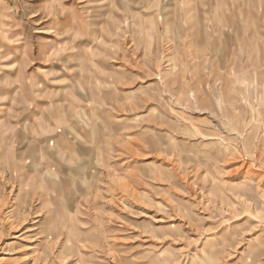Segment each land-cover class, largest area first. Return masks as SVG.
<instances>
[{
    "label": "rangeland",
    "instance_id": "rangeland-1",
    "mask_svg": "<svg viewBox=\"0 0 264 264\" xmlns=\"http://www.w3.org/2000/svg\"><path fill=\"white\" fill-rule=\"evenodd\" d=\"M0 105V264H264V0H0Z\"/></svg>",
    "mask_w": 264,
    "mask_h": 264
},
{
    "label": "crops",
    "instance_id": "crops-1",
    "mask_svg": "<svg viewBox=\"0 0 264 264\" xmlns=\"http://www.w3.org/2000/svg\"><path fill=\"white\" fill-rule=\"evenodd\" d=\"M42 70V69H41ZM22 75V74H21ZM37 75H39L40 76V74H37ZM18 82H21L22 84H24V83H26L28 80L26 79V80H22V78H20L19 80H17ZM34 81V80H33ZM29 94V93H28ZM26 100H27V98H25V97H23L22 98V100H17L19 103H21L22 104V110H25L26 109V104H27V102H26ZM51 102H53V101H51ZM2 107H4L3 105H0V112H1V108ZM27 109H31L30 107H28ZM27 109L25 110V111H27ZM36 110H37V108H36ZM39 114H40V112H39ZM44 121H45V118H44V116H43V113L41 112V114L39 115V117H38V122L36 123V125L33 127L34 129L36 128V126L38 125V124H43L44 123ZM24 125H26V124H24ZM30 125V124H29ZM28 125V126H29ZM31 128V127H30Z\"/></svg>",
    "mask_w": 264,
    "mask_h": 264
},
{
    "label": "bare ground",
    "instance_id": "bare-ground-1",
    "mask_svg": "<svg viewBox=\"0 0 264 264\" xmlns=\"http://www.w3.org/2000/svg\"><path fill=\"white\" fill-rule=\"evenodd\" d=\"M35 131V130H34ZM3 177V176H2ZM22 181H23V178H22ZM11 220V219H10ZM17 222V221H16Z\"/></svg>",
    "mask_w": 264,
    "mask_h": 264
}]
</instances>
